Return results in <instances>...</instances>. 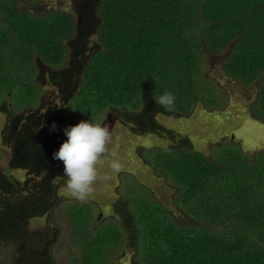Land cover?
Masks as SVG:
<instances>
[{
	"label": "trees",
	"instance_id": "1",
	"mask_svg": "<svg viewBox=\"0 0 264 264\" xmlns=\"http://www.w3.org/2000/svg\"><path fill=\"white\" fill-rule=\"evenodd\" d=\"M42 1L0 0V106L29 116L32 130L20 153L38 162L20 181L12 182L10 171L0 175V211L18 206L11 209L17 216L28 197L57 199L40 216L56 232L47 247L52 264H264V149L249 153L230 136L219 140L205 122V145L189 137L192 144L136 153L165 189L174 188L171 203L131 170L117 174L116 207L129 216L131 235L119 214L102 216L98 202L59 192L63 179L52 180L64 165L53 159L58 146L50 131L56 112L43 113L48 93L40 78L42 68L66 70L76 23L68 11L30 7ZM97 14L96 47L60 108L64 129L81 120L105 123L114 109L138 113L145 95L155 104L165 90L175 102L170 112L158 106L163 113L232 122L243 113L230 106L225 79L246 89V114L264 123V0H101ZM216 55L224 57L222 77L212 79ZM210 140L216 144L207 155ZM16 240L24 246L17 236L7 244Z\"/></svg>",
	"mask_w": 264,
	"mask_h": 264
},
{
	"label": "rangeland",
	"instance_id": "2",
	"mask_svg": "<svg viewBox=\"0 0 264 264\" xmlns=\"http://www.w3.org/2000/svg\"><path fill=\"white\" fill-rule=\"evenodd\" d=\"M101 0H43L40 3L31 5L34 10L46 11L48 9H61L71 13L76 23V33L74 39L69 42L71 49V59L63 73L42 68L41 83L47 91V98L44 104V112L49 114L54 110L51 123L56 124L55 136L53 142L59 149L62 142L67 137L64 134V119L60 108L64 106L73 94L72 88L80 80V69L83 58L96 47L97 31L100 24V18L97 14V6ZM222 55H216L210 60L208 74L212 79L222 77L221 65ZM221 83L226 87L230 98V103L235 104V110L243 113V116L234 118L232 122L220 123L216 120L213 123L208 122L203 114H197L190 119L181 120L174 115L163 113L158 109L148 96L145 95L144 110L138 113L121 112L111 110L105 124L110 128L112 141L109 145V152L102 159L104 165L98 168L102 174L106 173L110 179L107 181H98L94 185V193L88 198L90 201L98 202L99 213L105 217L119 214L125 230L129 235L132 234V227L129 216L121 208H117L118 197L116 190L118 181L116 176L108 167L111 160V151L118 153V158L123 164V171L131 170L137 176L141 183L153 186L166 203H171L170 199L175 194L173 187L165 189L162 181H157L151 172L146 169L142 161L136 155L142 146H177L183 140L192 144V140L204 144V134L208 128L212 127L211 136L221 140L225 136H230L227 140L236 141L237 144L249 153L264 149V123L256 121L246 114L247 103L244 101L246 89L242 86H235L229 80H222ZM77 84V83H76ZM52 111V112H54ZM58 112V113H57ZM29 116H13L7 110V106H0V175L4 171H10L9 179L20 181L25 173L35 168L36 160L26 159L24 153L20 151L27 148L28 133L32 128L28 126ZM28 118V119H27ZM37 117H30V122ZM232 120V118H231ZM21 135V136H20ZM191 137V139L189 138ZM189 140V141H188ZM206 149L203 153L209 155L214 148L216 140H210L206 143ZM205 145V144H204ZM56 150V151H57ZM16 155V161H14ZM23 156V157H22ZM21 160L18 161V160ZM23 161V162H22ZM14 162L15 165H12ZM9 163V164H8ZM50 183V180H47ZM59 192L64 195H70L64 187L63 180L59 183ZM61 186V187H60ZM56 198L49 196H33L25 199L27 205L22 213L13 215L11 209H19L18 206H12L10 209L0 211V244L6 243V249L3 251V264H52L47 255V247L54 241L56 232L53 231L41 218L43 211L56 202ZM33 207L32 209H28ZM38 210L37 213L35 210ZM50 209V208H48ZM47 210V209H46ZM17 236L24 242L20 246V241H10V238ZM132 238V237H131ZM51 250V249H50ZM57 256V252H54ZM13 260V261H12Z\"/></svg>",
	"mask_w": 264,
	"mask_h": 264
},
{
	"label": "clouds",
	"instance_id": "3",
	"mask_svg": "<svg viewBox=\"0 0 264 264\" xmlns=\"http://www.w3.org/2000/svg\"><path fill=\"white\" fill-rule=\"evenodd\" d=\"M155 104L165 111H173L175 96L165 90L164 93L154 98ZM56 129L53 123L50 131ZM67 139L61 143L59 149L53 153V159L63 163V176L57 175L52 183H58L63 179L64 187L70 196L80 202H87L94 193V185L98 181H107L109 175L100 171L105 161L102 157L109 152L112 134L107 124L99 121L81 120L74 126L64 129ZM111 160L108 167L113 173H120L123 164L118 158V153L113 150L110 153ZM46 169L41 170V176H47Z\"/></svg>",
	"mask_w": 264,
	"mask_h": 264
}]
</instances>
